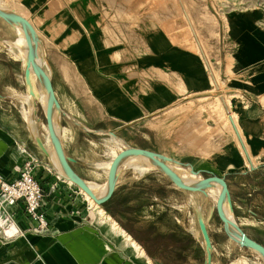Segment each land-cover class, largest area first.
Here are the masks:
<instances>
[{
  "label": "crops",
  "instance_id": "1",
  "mask_svg": "<svg viewBox=\"0 0 264 264\" xmlns=\"http://www.w3.org/2000/svg\"><path fill=\"white\" fill-rule=\"evenodd\" d=\"M0 8L32 24L36 62L48 74L58 102L55 132L74 172L98 196L108 192L111 164L125 148L167 155L175 160L168 163L171 168L185 175L181 156L130 144L124 134L185 96L211 88L212 76L200 53L164 29L143 26L123 36L115 26L108 27L105 0H0ZM263 18L254 9L229 15L220 65L221 75L248 102L240 121L248 162L239 152H227L224 168L201 160L195 170L199 178L225 177L230 191L223 204L226 216L231 214L264 246ZM17 25L0 17V175L14 178L18 166L35 161L48 224L36 231V222L17 205L16 230L5 235L0 228V264H205L198 221L197 234L186 226L187 192L203 193L178 187L150 158L124 156L116 167L114 190L102 204L91 202L67 180L47 122L41 125L36 119L38 105L44 114L46 110L38 96L48 92L33 69L26 75L28 56L15 43ZM23 49L28 55V47ZM203 216L213 245L212 264H264L259 252L233 238L216 200ZM188 237L201 245L203 255L190 253Z\"/></svg>",
  "mask_w": 264,
  "mask_h": 264
},
{
  "label": "rangeland",
  "instance_id": "2",
  "mask_svg": "<svg viewBox=\"0 0 264 264\" xmlns=\"http://www.w3.org/2000/svg\"><path fill=\"white\" fill-rule=\"evenodd\" d=\"M105 9L108 27L115 26L125 37L126 33L143 26L166 30L176 41L200 53L212 76V86L208 91L185 96L174 106L124 134L130 144L181 156V161L185 163V168L181 170L191 178L194 176L190 170H195L201 160L208 164L214 161L224 168L227 152L235 155L239 152L247 163L246 156L250 150L240 121L248 102L221 75L220 65L226 53L223 38L229 15L254 9L262 11L264 17V0H105ZM15 43L26 52L22 56H28L27 50L23 49V46L27 48V43L19 36ZM43 107L45 109L46 105ZM36 110V119L43 125L46 118L42 107L38 105ZM30 112L35 117L32 108ZM15 116L20 119L18 114ZM235 126L239 127L240 136ZM23 132L26 133V130ZM203 148L207 149L205 153L201 151ZM157 167L161 174L167 175ZM215 185L222 189L219 183ZM207 192V195L186 194V226L193 227L196 234L197 212L203 214L205 208L218 199L210 191ZM90 201L94 202L93 199ZM223 213L227 214L225 210ZM165 222L172 224L171 218H166ZM6 223H9L10 232L16 230L13 221ZM186 245L191 254L203 255L201 245L196 244L193 237L187 238Z\"/></svg>",
  "mask_w": 264,
  "mask_h": 264
},
{
  "label": "water",
  "instance_id": "3",
  "mask_svg": "<svg viewBox=\"0 0 264 264\" xmlns=\"http://www.w3.org/2000/svg\"><path fill=\"white\" fill-rule=\"evenodd\" d=\"M0 17L4 18L5 20L9 22H13L16 24H21L24 32L25 37L27 40V47H28V62L26 65V75L29 76V73L31 69L34 70V72L37 74V76L42 80L43 84L45 85V88L47 92L49 93L48 101H47V107L45 110V116H46V122L48 126V131L51 137V140L53 142L55 151L59 157V160L62 164V167L65 171V175L67 178L72 180L75 184H77L82 190H84L97 204L104 203L111 195V193L114 190L115 187V171L118 162L126 155L128 154H136V155H143L149 157L151 160L155 162L157 166H159L161 169H163L167 175L171 178V180L176 184L178 187L193 191V192H202L203 194L207 195V189H210L215 186V183H219L222 186V191L218 195V199L216 200V209L220 216V218L223 220L226 228L229 230L227 225H231L235 228L237 231L236 234H234L232 231H230L233 235V238L241 245L245 247L252 248L259 252L264 257V246L259 243L258 241L251 238L236 222L235 220L229 219L224 213L223 204L225 199H230V191L228 188L227 181L224 176H219L216 174H211L202 178H199V180L193 182V183H187L185 182L176 172L171 168V166L168 164L169 162H173L171 157L167 155H163L157 152H154L152 150L144 149V148H138V147H130L123 149L119 154H117L111 164L110 171H109V180H108V192L104 196H98L94 191L93 188L88 185L81 177H79L71 167L69 160L65 156L63 149L61 147L60 140L55 132V128L53 125V108L58 104L57 99L55 97V92L51 83V80L44 70L42 66H40L36 62V56H35V48H36V40H35V34H34V28L30 21L16 13L8 12L0 8ZM177 162V161H176ZM193 174L196 176L200 174L199 171L191 170ZM197 221L198 225L201 231V234L203 236L204 242H205V251H206V258H205V264H212V241L209 234V230L207 228L204 216L202 212H197Z\"/></svg>",
  "mask_w": 264,
  "mask_h": 264
},
{
  "label": "built area",
  "instance_id": "4",
  "mask_svg": "<svg viewBox=\"0 0 264 264\" xmlns=\"http://www.w3.org/2000/svg\"><path fill=\"white\" fill-rule=\"evenodd\" d=\"M34 160L28 159L16 168L17 175L6 179L0 175V219H13L14 208L21 204L26 215L35 221V229L47 226L48 221L42 210L45 189L34 172ZM56 188L53 184L52 189ZM0 228L8 235L6 227L0 222Z\"/></svg>",
  "mask_w": 264,
  "mask_h": 264
},
{
  "label": "bare ground",
  "instance_id": "5",
  "mask_svg": "<svg viewBox=\"0 0 264 264\" xmlns=\"http://www.w3.org/2000/svg\"><path fill=\"white\" fill-rule=\"evenodd\" d=\"M17 31H18V36L20 37V38H22L26 43H27V40H26V37H25V32H24V29H23V27H22V25L21 24H19L18 23V25H17ZM14 50V49H13ZM27 50V49H26ZM37 50V49H36ZM20 52H21V55H23V54H26V52L25 51H23V50H20ZM18 53V52H17ZM18 56V55H17ZM35 77V76H34ZM29 94V93H28ZM29 96L31 97V98H34V96H33V94H29ZM48 97H49V93L47 94V95H42V94H40L39 96H38V99L41 101V103H42V105H46L47 106V101H48ZM231 120H232V122H234V123H236L235 122V120L233 119V117H231ZM236 127V126H235ZM196 130V129H195ZM198 130V129H197ZM220 130H221V128H220ZM200 131V130H199ZM197 132V131H196ZM202 134V133H201ZM204 136H206V135H204ZM203 138V137H202ZM205 141V140H204ZM208 141V140H207ZM201 146V145H200ZM202 148V147H201ZM198 149V148H197ZM215 150H217L216 148H215ZM201 151H203L204 153L207 151V149H202ZM203 152H201V154L203 153ZM229 155V154H228ZM135 158H139V157H137V156H135L134 157V159ZM133 159V160H134ZM62 169V168H61ZM191 171V170H190ZM63 173H64V171H63ZM65 174V173H64ZM180 175V177L185 181V182H187V183H193V182H195V181H197V180H199L197 177H196V175L195 174H193L192 172H191V174H192V176H194V178H191V177H188L187 175H184V174H181V173H179ZM66 179V178H65ZM67 180H69V182L70 183H72V184H75L72 180H70L69 178H67ZM76 186H78L77 184H75ZM79 187V186H78ZM80 188V187H79ZM104 188H106V185H104ZM104 188L102 189V190H104ZM81 189V188H80ZM82 190V189H81ZM85 194H86V196H87V198L89 199V200H92V198L84 191V190H82ZM210 191H211V193H212V195L213 196H215L216 198H218V195L221 193V191H222V189H220L218 186H214V187H212V188H210ZM228 218L229 219H231V220H234V218H233V216L231 215V214H228ZM6 221H8L7 219H0V222L3 224V223H5V227H6V230L7 231H9L8 230V227H9V223H6ZM11 221H13L14 222V220L13 219H10V221H8V222H11ZM15 228V227H14ZM228 228H229V230L230 231H232L234 234H236L237 233V231L235 230V228L233 227V226H231V225H228ZM12 230V229H11ZM13 232V231H12ZM123 232H125V231H123ZM127 238H129L128 236H126ZM137 243V242H136ZM136 246V245H135Z\"/></svg>",
  "mask_w": 264,
  "mask_h": 264
},
{
  "label": "trees",
  "instance_id": "6",
  "mask_svg": "<svg viewBox=\"0 0 264 264\" xmlns=\"http://www.w3.org/2000/svg\"><path fill=\"white\" fill-rule=\"evenodd\" d=\"M104 206V205H103ZM105 207V206H104ZM106 208V207H105Z\"/></svg>",
  "mask_w": 264,
  "mask_h": 264
}]
</instances>
